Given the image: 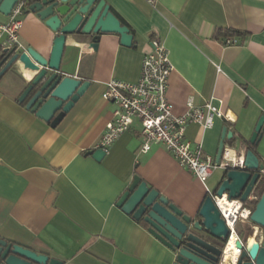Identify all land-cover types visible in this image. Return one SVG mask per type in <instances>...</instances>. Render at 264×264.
<instances>
[{"label": "crops", "instance_id": "0c3cea01", "mask_svg": "<svg viewBox=\"0 0 264 264\" xmlns=\"http://www.w3.org/2000/svg\"><path fill=\"white\" fill-rule=\"evenodd\" d=\"M106 1L129 25L133 45H124L116 32H103L96 41L69 40L62 69L91 83L56 125L18 99L35 71L28 75V68L15 66L0 76V238L64 264H171L172 251L118 199L138 174L194 213L221 169L204 184L161 144L141 152L138 119L96 159L87 150L97 147L115 108L102 93L111 78L138 80L150 39L158 36L175 67L167 91L174 112H185L190 96L198 104L213 96L233 118L217 117L209 128L191 122L187 138L216 157L226 127V146L240 154L264 114V0ZM8 18L0 11V21ZM225 28L244 33L224 45ZM56 34L37 13L25 12L20 39L26 47L48 57ZM251 147L264 156V130ZM246 222L239 220L237 230Z\"/></svg>", "mask_w": 264, "mask_h": 264}, {"label": "water", "instance_id": "95a60500", "mask_svg": "<svg viewBox=\"0 0 264 264\" xmlns=\"http://www.w3.org/2000/svg\"><path fill=\"white\" fill-rule=\"evenodd\" d=\"M17 0H0V11L9 15ZM28 10L46 22L56 36L50 55L32 46L24 50L4 49L0 76L15 66L36 73L27 81L18 99L26 107L56 125L72 109L91 81L62 69V59L69 40L79 42L89 37L98 40L103 32L120 34L124 45H133L134 35L114 13L106 0H30ZM71 45H74L72 42ZM264 130V114L257 122L249 141L258 144ZM229 131L224 127L215 157L220 161ZM233 144V142H232ZM245 167L226 165L221 169L216 187L207 193L201 206L189 213L171 202L158 189L135 174L117 203L124 211L144 222L150 233L173 253L171 264H264V191L254 202L247 226L238 231L236 246L241 252L224 260L230 230L215 204L213 194L228 200L247 202L251 191L264 179L260 156L244 143ZM96 159L106 151L101 147L87 150ZM0 264H64L57 257L39 252L22 243L0 238Z\"/></svg>", "mask_w": 264, "mask_h": 264}, {"label": "built area", "instance_id": "2783aa9c", "mask_svg": "<svg viewBox=\"0 0 264 264\" xmlns=\"http://www.w3.org/2000/svg\"><path fill=\"white\" fill-rule=\"evenodd\" d=\"M29 3L30 0H17L9 13L8 20L0 21V51L6 48H14V51L26 49L20 39V29ZM235 43L237 39L227 38L224 45ZM217 67L220 69L219 65ZM174 68L168 47L160 37L153 36L150 39L149 50L143 55L140 77L137 81L111 78L106 82L102 96L113 102L115 108L113 118L106 124L97 147L103 148L107 153L114 141L131 126L135 119H138L141 126V152H148L154 143L161 144L204 184L216 168L226 165L244 168L245 150H241L238 154L235 148L232 150L226 146L220 161L217 162L213 155L204 151L200 141L194 142L187 138L186 130L191 122L209 128L213 126L217 117L229 122H232L233 118L231 113L222 107V101L215 103L213 96L199 104L195 103L193 96H190L187 99L186 111L176 114L174 105L167 95L169 78ZM260 161L263 164L261 173L264 175V156ZM206 190L207 193H212L207 185ZM255 192L254 188L247 202L238 199L229 200L228 208L221 201L222 198H227L226 194L222 197L213 194L215 204L230 230L227 243L234 235L235 244L241 239L237 232V222L249 219L252 205L259 198ZM238 249L240 253L241 249ZM224 260H227L226 254Z\"/></svg>", "mask_w": 264, "mask_h": 264}, {"label": "trees", "instance_id": "16d2710c", "mask_svg": "<svg viewBox=\"0 0 264 264\" xmlns=\"http://www.w3.org/2000/svg\"><path fill=\"white\" fill-rule=\"evenodd\" d=\"M115 13V12H114ZM116 14V13H115ZM117 15V14H116ZM118 16V15H117ZM119 17V16H118ZM120 18V17H119ZM121 19V18H120ZM122 21V19H121ZM124 24H126L124 21H122ZM128 25V24H126ZM129 26V25H128ZM244 32H242L239 29H235V28H225L223 29V38H222V42H224L227 38H233L235 36H241ZM0 53H2V51H0ZM2 58V55L0 54V59ZM234 143V140L232 141ZM243 143H245L248 147H251V143H247V141H243ZM252 148V147H251ZM253 149V148H252ZM257 191L259 193V195L262 194V192L264 191V179H262L258 184H257ZM252 207H254V204L252 205Z\"/></svg>", "mask_w": 264, "mask_h": 264}, {"label": "bare ground", "instance_id": "6f19581e", "mask_svg": "<svg viewBox=\"0 0 264 264\" xmlns=\"http://www.w3.org/2000/svg\"><path fill=\"white\" fill-rule=\"evenodd\" d=\"M25 72L28 75H32L34 73V70L25 69ZM221 201H222L223 205L228 208L230 201L226 197L222 198ZM234 236L231 237L230 241L226 245V257H229L230 255H233V254L237 256L239 253V249L235 244Z\"/></svg>", "mask_w": 264, "mask_h": 264}, {"label": "rangeland", "instance_id": "374dc122", "mask_svg": "<svg viewBox=\"0 0 264 264\" xmlns=\"http://www.w3.org/2000/svg\"><path fill=\"white\" fill-rule=\"evenodd\" d=\"M256 187H257V186H256ZM255 191H256L255 193L258 194V196L260 197V195H259V193H258V191H257V188H255Z\"/></svg>", "mask_w": 264, "mask_h": 264}]
</instances>
